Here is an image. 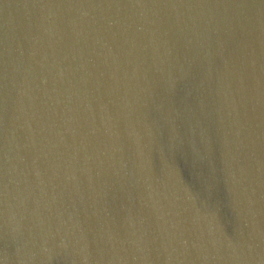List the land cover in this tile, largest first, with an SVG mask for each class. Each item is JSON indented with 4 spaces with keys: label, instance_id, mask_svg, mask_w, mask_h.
I'll return each instance as SVG.
<instances>
[{
    "label": "water",
    "instance_id": "obj_1",
    "mask_svg": "<svg viewBox=\"0 0 264 264\" xmlns=\"http://www.w3.org/2000/svg\"><path fill=\"white\" fill-rule=\"evenodd\" d=\"M0 264H264V0H0Z\"/></svg>",
    "mask_w": 264,
    "mask_h": 264
}]
</instances>
